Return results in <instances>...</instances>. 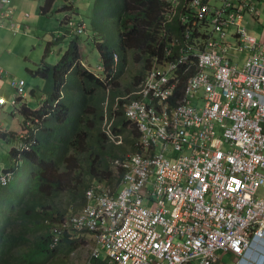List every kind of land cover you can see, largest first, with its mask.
<instances>
[{"label":"built area","instance_id":"1","mask_svg":"<svg viewBox=\"0 0 264 264\" xmlns=\"http://www.w3.org/2000/svg\"><path fill=\"white\" fill-rule=\"evenodd\" d=\"M254 1L169 0L163 27L177 18L181 34H167L163 57L153 58L124 111L140 151L114 161L122 170L116 190L91 185L84 206L50 227L51 246L68 230L91 242L84 264L101 251L107 264H213L219 251L235 264L255 250L264 257V44L241 24L259 14ZM229 27L238 42L226 40ZM231 49L246 52L240 67ZM8 81L25 95L23 79ZM8 179L0 168V182Z\"/></svg>","mask_w":264,"mask_h":264},{"label":"trees","instance_id":"2","mask_svg":"<svg viewBox=\"0 0 264 264\" xmlns=\"http://www.w3.org/2000/svg\"><path fill=\"white\" fill-rule=\"evenodd\" d=\"M55 1L42 0L39 10L57 19L64 34L72 33V51L50 64L47 56L53 41H46L40 61L27 68L32 77L43 81L40 97L27 104L21 102L25 96H15L14 90L21 125L25 127L29 121L28 136L0 131L1 139L8 140L12 134L15 140L8 150L9 162L1 168L9 179L0 182V264H66L69 255L88 242L66 230L51 246L50 227L84 206L85 190L91 185L101 183L116 190L122 170L114 161L140 151V134L124 114L126 105L136 97L133 92L153 58L163 57L167 34L179 36L182 31L177 18L163 27L169 0H91L84 23L72 3L63 0L54 8ZM202 2L211 4L212 0ZM253 5L259 9L256 1ZM55 13L62 16L57 18ZM247 15L256 20L259 16L247 13L244 17ZM85 22L95 33L92 39L98 65L103 68L97 72L102 77L89 71L80 59L77 38L87 29ZM106 23L111 31L99 32L109 27ZM127 70L131 73L123 79ZM194 72L192 64L179 78L177 94ZM3 77L10 79L11 75ZM20 142L29 144L28 149L17 148ZM21 162H27L26 171L12 184ZM90 260L106 264L100 257Z\"/></svg>","mask_w":264,"mask_h":264},{"label":"crops","instance_id":"3","mask_svg":"<svg viewBox=\"0 0 264 264\" xmlns=\"http://www.w3.org/2000/svg\"><path fill=\"white\" fill-rule=\"evenodd\" d=\"M56 1L54 5H56ZM81 1L84 0H77V4L79 5V2L81 3ZM41 3L42 0H8V2H5L2 5L0 4V10H11V15L9 18L1 19L4 24L0 27V68H2L4 71H7L8 73L9 71H11V77L24 80L25 77L19 73L21 67L18 69L20 59L22 60V57H24V59L29 63L28 66L24 67L26 69H30L32 65H35V63L37 62L39 54L42 53L41 43L39 46H37V49L34 47V40H38L39 38L38 33L40 31L41 33H43V31L47 32L46 25L48 24L49 17L41 14L39 10V6L41 5ZM263 3L264 0H257V7L259 8V17L257 18V20L247 15L242 19L241 22L247 34L253 36L259 43L262 44H264V8L262 9ZM78 11L80 13L79 8ZM10 23L13 24L11 28H9ZM233 33V29H230L226 36V39L231 43H236L237 38L233 36ZM230 56L232 57L233 63L240 67L243 63L244 57L246 56V52L244 51L243 53L239 52L236 49H231ZM29 84V81H27V83L25 84V97L21 98V102L24 101L27 104H33L34 102H36V93L33 89H29V91H27V85ZM28 92L30 93L28 94ZM3 95H5V97H7L9 100H12L13 97L15 99L13 87H10L7 81L3 77H1L0 96L3 97ZM19 103L20 102L15 103V107H13L12 105L10 106L11 115L16 117V122L18 123V127L14 129L16 133L19 132V130H22L23 127L21 125V122L23 120L22 116L18 112H16L18 110ZM16 115H20V119H18L19 116L17 117ZM3 129L11 130L8 128ZM12 131L13 130H11V132ZM11 141L15 143V140H12V134ZM99 257L106 261L105 253L102 255V251ZM217 259L218 260L213 264H235L236 256L228 252L219 251L217 252Z\"/></svg>","mask_w":264,"mask_h":264},{"label":"rangeland","instance_id":"4","mask_svg":"<svg viewBox=\"0 0 264 264\" xmlns=\"http://www.w3.org/2000/svg\"><path fill=\"white\" fill-rule=\"evenodd\" d=\"M66 2L72 3L76 8H79L80 10V18L81 19H85V16L90 13V5L92 3L91 0H84L81 1V3L79 2V5L77 4V0H64ZM257 2V0H255ZM219 2V0H212L213 4H217ZM61 1L57 0L56 1V5H54V8L58 5H60ZM264 8V3L262 4V9ZM90 11V12H89ZM259 12V9H258ZM50 17V15H48ZM55 17H61L62 14L60 13H55L54 14ZM259 17V16H258ZM82 20L83 23L85 20ZM86 22H88V19L86 18ZM85 22V23H86ZM87 29L84 30V32L80 35H78L77 38V48L78 51L80 53V59L86 63L88 65V70L95 73L96 76L98 77H102L101 73L97 72V66L99 64V55L98 52L95 48L94 45V41L92 39L93 35H95L94 31H91L88 23L85 24ZM107 26H109L107 29H101L99 30V32H110L111 31V27L110 25H108L107 23L105 24ZM83 26V25H80ZM47 27V32L43 31V33H41V31L38 33L39 34V38L38 40H34V47L37 49V46L41 45V52H43L44 46L46 44V41H53V44L50 47V52L47 56V62L50 64H54L56 63L60 57L63 54H70V52L72 51V45H71V40L73 38L72 33H68V34H64L63 30L65 29L64 27L62 28V30L59 28L58 25V20L54 19V18H48V24L46 25ZM232 28H229L227 32H229V30ZM77 31V30H76ZM60 36V37H59ZM104 38L107 37L106 33H103ZM59 37L58 40H56V38ZM100 38V35H97L96 38ZM43 41V42H42ZM42 53L39 54L38 58H37V62L40 61ZM28 61H26L24 59V57H22V60L20 59L19 61V66L18 69L19 73L22 74L25 77V82L27 83V81H29V85H27V91H29V89L34 88L35 89V93H36V98L40 97V87L42 86V79H40L39 77H32L30 75V73L27 71V69L24 66H28ZM22 65V66H20ZM34 65H32L31 68H33ZM131 67V64L129 66V68ZM133 68V66L131 67ZM131 73L130 70H127L126 75L123 76V79H126L128 77V75ZM9 74L11 75V71H9ZM27 80V81H26ZM7 81V80H6ZM8 83V81H7ZM25 83V84H26ZM9 85V84H8ZM11 89V88H10ZM4 99H5V104L3 107H0V126H2L3 128H8L14 131L15 128L18 127V123L16 122V117L11 115V104H10V100L5 97V95H3ZM18 117V119H20V115H16ZM18 137H20L21 135H23V131L19 130V132L16 133ZM219 134V133H218ZM11 143H12V147L14 146V142L11 141V136L9 141L6 140H1L0 137V168H2L5 164H7L9 162V156H8V150L11 147ZM17 145V144H15ZM18 147V146H17ZM159 151V146L156 147V152ZM27 168V162L25 165V162H21L20 163V167L18 169V175L17 177H15L11 183H15L18 177H21L22 175H24L25 171ZM84 236L85 240L89 241V238L87 235H82ZM91 244L88 242H84L83 244H81L80 246H78L74 252H72L69 255V258L67 260L66 264H84L89 257V245ZM104 254V251H102V255Z\"/></svg>","mask_w":264,"mask_h":264},{"label":"clouds","instance_id":"5","mask_svg":"<svg viewBox=\"0 0 264 264\" xmlns=\"http://www.w3.org/2000/svg\"><path fill=\"white\" fill-rule=\"evenodd\" d=\"M0 4L2 5V4H4V3H1V0H0ZM6 10H9V9H5V10H3V11H6ZM2 10H0V12H3ZM11 11V10H10ZM10 15H11V13L8 15V16H4V17H0V27L4 24L2 21H1V19L2 18H9L10 17ZM9 28H11V23L9 24ZM6 73V75H8V72L7 71H4V74ZM6 75H0V78L1 77H3V76H6ZM5 80H9V78H5V77H3ZM8 84H9V81H8ZM10 86V85H9ZM11 87V86H10ZM1 97V96H0ZM3 98V97H2ZM10 102H11V99H10ZM5 104V99L3 98V103L2 104H0V107L1 106H3ZM11 104V103H10ZM0 131H5V132H8V131H10V130H5V129H3V127L2 126H0ZM10 139V138H9ZM9 139L7 140V139H1V140H6V141H9ZM260 259H264V257H263V255H262V253L260 252V251H258V250H255V251H253V253L250 255V257H248V258H245L244 260H242V262L240 263V264H251V263H255V264H257L258 263V261L260 260ZM262 263L264 264V260H262Z\"/></svg>","mask_w":264,"mask_h":264},{"label":"snow or ice","instance_id":"6","mask_svg":"<svg viewBox=\"0 0 264 264\" xmlns=\"http://www.w3.org/2000/svg\"><path fill=\"white\" fill-rule=\"evenodd\" d=\"M3 101H0V103H2Z\"/></svg>","mask_w":264,"mask_h":264}]
</instances>
